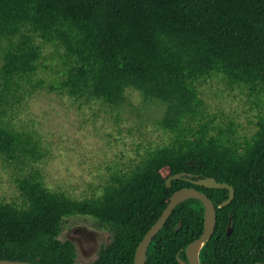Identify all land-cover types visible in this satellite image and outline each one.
I'll list each match as a JSON object with an SVG mask.
<instances>
[{"label":"trees","instance_id":"1","mask_svg":"<svg viewBox=\"0 0 264 264\" xmlns=\"http://www.w3.org/2000/svg\"><path fill=\"white\" fill-rule=\"evenodd\" d=\"M46 46L56 48L65 68L51 91L118 108L133 89L163 104L159 124L172 137L133 169L114 172L93 198L52 192L39 172L21 179L23 203L0 202V260L77 264L75 244L60 237L66 219L82 216L112 235L93 264H133L172 195L194 188L217 210L201 263H264V115L240 141L234 121L215 125L199 92L220 75L253 95L264 91V0H0V117L22 99L21 83L36 75ZM43 155L32 135L0 121V158L37 163ZM181 173L228 183L235 198L218 209L228 190L184 180L167 188L166 180ZM204 218L201 202L180 204L153 239L146 264L187 261L185 250L203 234Z\"/></svg>","mask_w":264,"mask_h":264},{"label":"rangeland","instance_id":"2","mask_svg":"<svg viewBox=\"0 0 264 264\" xmlns=\"http://www.w3.org/2000/svg\"><path fill=\"white\" fill-rule=\"evenodd\" d=\"M55 49L44 47L38 72L23 81L17 92L22 99L12 101L0 117L15 130L32 135L44 153L37 163L0 158V202L21 205L18 182L34 172L41 174L52 192L76 200L99 196L114 172L133 169L148 151L171 141L172 135L159 124L165 112L163 104L145 100L133 89L127 90V100L118 108L99 101H76L51 91V85L62 77L59 71L65 69ZM222 77L208 79L199 92L215 125L234 121L243 141L255 133L257 121L264 115V91L253 95L248 88L229 86ZM93 223L89 217L68 218L60 238L65 240L77 225L93 227ZM77 258L78 264L85 263L79 254Z\"/></svg>","mask_w":264,"mask_h":264},{"label":"water","instance_id":"3","mask_svg":"<svg viewBox=\"0 0 264 264\" xmlns=\"http://www.w3.org/2000/svg\"><path fill=\"white\" fill-rule=\"evenodd\" d=\"M184 180L186 182L191 183L194 186L203 187L206 189H214V190H228L229 197L226 201L221 203L218 206V209H223L228 207L235 198V190L228 183H219L214 178L207 179H198L195 180L192 174L181 173L178 175H174L169 177L166 180L167 188H171V184L173 181ZM189 200H198L202 203L205 210V218H204V232L199 239L191 243L185 250V255L187 261H183L179 256L177 257L178 262L180 264H202L200 260V254L202 249L207 245V243L211 240L214 235L216 224H217V210L213 201L204 193L194 189V188H184L177 192H175L170 198L168 205L161 217L158 219L156 224L148 231L145 235L139 246L137 247L135 258L133 264H146L147 262V254L148 249L153 241V239L159 234V232L165 227L167 221L171 217L174 210L182 203H185ZM76 229L73 230L72 233L69 234L67 238L70 242L78 245L80 251L82 252V256L86 257L89 255H85L83 253L85 238L93 237L89 232V228L87 225H77ZM182 228V222L179 223L176 231L178 232ZM84 229L86 231H84ZM87 232V235L83 234ZM233 232V223L230 218V223L227 228V236L230 237ZM96 244V241H95ZM0 264H33L28 262L21 261H8V260H0ZM255 264H264V263H255Z\"/></svg>","mask_w":264,"mask_h":264},{"label":"flooded vegetation","instance_id":"4","mask_svg":"<svg viewBox=\"0 0 264 264\" xmlns=\"http://www.w3.org/2000/svg\"><path fill=\"white\" fill-rule=\"evenodd\" d=\"M196 187H198V186H196ZM196 190H198V189H196ZM230 218L232 219V217H230ZM229 223H230V219H229ZM91 225L93 227L88 226V225L87 226L89 228V232H90L91 236H93V237H89V238L86 237L85 238V244H84V250H83V253L85 255H89V256H86V257L82 256V252L80 251L78 245L73 243V244H75V247L77 249V255L79 254L81 257H83V259L85 261L84 264H93L99 258V255L102 252L107 251L108 247L110 246L111 239H112V235L109 231V228L99 227L96 224V222L91 224ZM76 227H79V226H76ZM76 227H73L71 229V231L65 235L66 239L69 237V234L72 233L74 229H76ZM84 231H86V230L84 229ZM84 231H83V234L87 235V232L84 233ZM95 241H96V244H95ZM77 264H78V261H77Z\"/></svg>","mask_w":264,"mask_h":264}]
</instances>
